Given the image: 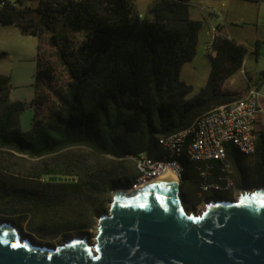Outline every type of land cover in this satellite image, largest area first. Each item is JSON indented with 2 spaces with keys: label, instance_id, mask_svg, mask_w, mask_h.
Returning a JSON list of instances; mask_svg holds the SVG:
<instances>
[{
  "label": "trees",
  "instance_id": "1",
  "mask_svg": "<svg viewBox=\"0 0 264 264\" xmlns=\"http://www.w3.org/2000/svg\"><path fill=\"white\" fill-rule=\"evenodd\" d=\"M198 1L155 0L150 18H142L133 0H0V24L37 40L30 106L12 103L10 78L0 76V177L7 175L0 202L48 206L49 189L59 187L76 216L45 236L89 229L107 197L133 188L134 157H163L160 138L243 97L224 84L243 69L246 49L220 35L208 82L188 99L193 89L180 74L196 55L202 24L190 18V7ZM28 108L32 129L23 132ZM259 150L264 161L263 134ZM49 177L72 181L45 182ZM15 208L7 215H26Z\"/></svg>",
  "mask_w": 264,
  "mask_h": 264
},
{
  "label": "water",
  "instance_id": "2",
  "mask_svg": "<svg viewBox=\"0 0 264 264\" xmlns=\"http://www.w3.org/2000/svg\"><path fill=\"white\" fill-rule=\"evenodd\" d=\"M179 188L155 182L114 191L94 242L85 237L42 245L2 222L0 264H264V189L196 212L185 207Z\"/></svg>",
  "mask_w": 264,
  "mask_h": 264
},
{
  "label": "rangeland",
  "instance_id": "3",
  "mask_svg": "<svg viewBox=\"0 0 264 264\" xmlns=\"http://www.w3.org/2000/svg\"><path fill=\"white\" fill-rule=\"evenodd\" d=\"M14 1L12 0L11 2ZM154 1L133 0V3L142 18H150L149 7ZM207 1L205 3L201 1L193 2L190 7L191 19L201 22L202 28L199 32L196 55L192 61L187 62L183 66L180 74L181 81L190 85L193 89L188 99L194 98L208 82L212 69V61L207 53L213 38L211 26H217L225 21V16L222 13L224 9L220 7V4L214 2L217 3L215 4L217 11L214 13L208 8L207 4L210 2ZM228 1H230L229 9L232 16L227 21V28L232 32L234 41L236 43L240 42L245 47L243 69L252 85L258 87L264 95V1L260 4L259 21L256 20L259 12L254 4L242 0ZM78 37L81 38V36ZM258 43L259 49L258 54H256L255 49ZM0 46L16 58L15 61H11L10 57L0 60V75L15 76L17 83L28 89L33 82V74L36 69L37 40L33 37L21 36L20 30L16 27L0 24ZM226 88L240 93L248 88L247 78L243 75L242 69L228 78ZM26 111L25 113H27ZM262 125H264V121L259 124V126ZM4 176L7 175L4 174L0 178ZM262 176H264V172ZM44 181L46 182L47 179ZM184 188V185H182V190H185ZM192 192H187V195L190 194L191 196ZM112 195L107 197L100 214L94 219L91 228L86 230L67 227L61 228L64 231L58 234L53 233L52 236H45L46 232L54 230L52 225H57L60 228V224L66 223L76 216L74 209L69 206V198L63 197L62 189L59 187L49 189L51 205L49 204L48 206L45 203H35L32 200L18 201L16 203L15 201L10 202L8 199L5 202H0V223H13L20 229L24 237H28L33 242L42 245L47 244L57 247L68 242L69 239L85 237H88L89 241L94 242L97 234V221L109 211L113 200ZM60 198L62 202L59 203ZM15 206L22 210L21 212L25 211L26 215L22 213L7 215L8 213L11 214V212H7L9 207L13 210L17 209ZM200 209H203V205L199 207V212L201 211Z\"/></svg>",
  "mask_w": 264,
  "mask_h": 264
},
{
  "label": "built area",
  "instance_id": "4",
  "mask_svg": "<svg viewBox=\"0 0 264 264\" xmlns=\"http://www.w3.org/2000/svg\"><path fill=\"white\" fill-rule=\"evenodd\" d=\"M212 33V42L207 50L210 60L216 55L214 39L222 35L218 27H214ZM242 73L248 82L242 98L202 114L187 128L161 140V148L190 150V159L196 160L197 190L200 195L208 189L227 191L226 174L232 168L225 167V160L232 144H228V148H221V139L225 134H235V142L244 143L248 157H252L253 152L257 151L259 137L264 133V128L253 131V124H258L260 116L264 114V95L258 87L252 85L244 69ZM203 133H210V143H203ZM136 158L142 161V168L145 169L144 185L140 189L155 183L167 173L175 177L174 165L152 163V157L146 153Z\"/></svg>",
  "mask_w": 264,
  "mask_h": 264
},
{
  "label": "crops",
  "instance_id": "5",
  "mask_svg": "<svg viewBox=\"0 0 264 264\" xmlns=\"http://www.w3.org/2000/svg\"><path fill=\"white\" fill-rule=\"evenodd\" d=\"M8 1H12V0H8ZM14 1V0H13ZM240 1V0H239ZM264 0H261L258 4L256 3H252V2H248L251 4H254L255 7L258 9L259 15L257 13V17L256 20L259 21L260 19V7H261V3ZM201 2H206V0H203ZM208 8L210 9L211 12H216L217 11V7L215 4L219 3L220 7L224 9V11L222 12L223 15L225 16V21L222 24H218L217 26H211V28L213 29L214 27H218L222 33L223 36H226L227 38L231 39L234 41V38L232 36V32L229 31V29L227 28V21L231 18V12L229 9V2L228 0H208ZM217 2V3H214ZM246 2V1H245ZM152 5V4H151ZM151 7V6H150ZM149 7V8H150ZM137 11V10H136ZM219 16V15H218ZM191 18V17H190ZM8 27H14V26H8ZM21 33V32H20ZM22 36V34H21ZM25 37V36H24ZM240 44V42L238 43ZM241 45V44H240ZM7 50H5V48H1L0 46V53H5V57L4 58H9L11 59V61H15L16 58H14L12 55L9 54V52H6ZM20 59V58H18ZM21 63V62H20ZM36 71V69H35ZM35 74V72H34ZM34 74H33V82L31 84V86L28 89H25V87L21 86L20 84L17 83L15 76H8V75H0V76H6L10 78V85H11V90H10V101L12 103H23L26 104L28 106H30L31 102L34 99L35 96V90H34ZM226 84H227V80L224 84V89L230 92H236V91H231L228 90L226 88ZM247 90V89H246ZM246 90L243 92H237L239 94H241V96H244L246 93ZM27 113H25V111L21 114L20 116V127L22 129L23 132H28L32 129V121H33V110L31 108H28ZM30 112V113H28ZM31 114V115H30ZM264 121V114H262L259 118V122H258V128L259 129H263L264 125L259 126V124ZM264 136V133H263ZM257 149H258V144H257ZM262 150H259V152L252 157H244L241 156L240 154H238L235 149H233L232 147H229L228 150V161L232 164L234 172L236 171H243V172H247V171H252V170H258L261 171L262 173L264 172V161L259 159V154H262ZM233 159L239 160L237 161V163L233 162ZM183 164L186 168V175L184 177V181H183V185H184V189L185 192H190L192 190H197V184H198V178H197V173L195 170L194 165H192L191 163H189L186 159H183Z\"/></svg>",
  "mask_w": 264,
  "mask_h": 264
},
{
  "label": "bare ground",
  "instance_id": "6",
  "mask_svg": "<svg viewBox=\"0 0 264 264\" xmlns=\"http://www.w3.org/2000/svg\"><path fill=\"white\" fill-rule=\"evenodd\" d=\"M257 125L258 124H253V131H260ZM161 140H165V137L159 139L160 147H161ZM203 143H210V133H203ZM228 144H232V148L235 149V151L241 156L248 157V152H246V150L244 149V143L235 142V134H225L224 137H222L221 148H228ZM162 150L164 153L163 157L161 158L159 157L158 159L152 157V163L164 162V164L174 165L176 169V173H175V177L172 175V173H167L163 175L161 178H159L156 181V183L174 184V185L182 186L187 171L182 160L186 159L189 163H192L195 169H196V160L190 159V150H177L176 147L162 148ZM255 153L256 151L253 152L252 156H254ZM132 160L134 162L135 172H136L135 184L131 189H121V191L125 193L138 191L140 190V187L144 185L145 169L142 168V161H140L136 157H134ZM225 167L232 168L230 169V171H228V174H226L227 192H228L232 184L234 185L233 183L234 169L232 164L228 161V156H226ZM217 190H221V189H208L202 195L205 196L210 194L212 191H217ZM204 210L205 208H203L200 212Z\"/></svg>",
  "mask_w": 264,
  "mask_h": 264
},
{
  "label": "flooded vegetation",
  "instance_id": "7",
  "mask_svg": "<svg viewBox=\"0 0 264 264\" xmlns=\"http://www.w3.org/2000/svg\"><path fill=\"white\" fill-rule=\"evenodd\" d=\"M233 183L234 185L232 184L228 192L217 190L205 196H201L198 190H192L191 196L190 194L187 195V192L182 190V186L180 185L179 196L188 210L199 212V207L201 205L206 209L211 204L223 201H236L245 193L248 194L253 191L264 189V176H262V172L258 170L247 172L236 171L233 175Z\"/></svg>",
  "mask_w": 264,
  "mask_h": 264
}]
</instances>
